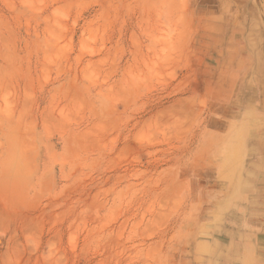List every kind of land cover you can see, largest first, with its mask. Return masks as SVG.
I'll use <instances>...</instances> for the list:
<instances>
[{
  "label": "rangeland",
  "instance_id": "1",
  "mask_svg": "<svg viewBox=\"0 0 264 264\" xmlns=\"http://www.w3.org/2000/svg\"><path fill=\"white\" fill-rule=\"evenodd\" d=\"M0 264H264V0H0Z\"/></svg>",
  "mask_w": 264,
  "mask_h": 264
}]
</instances>
